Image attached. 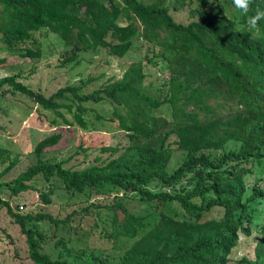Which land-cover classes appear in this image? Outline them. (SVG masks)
Masks as SVG:
<instances>
[{
    "label": "trees",
    "instance_id": "1",
    "mask_svg": "<svg viewBox=\"0 0 264 264\" xmlns=\"http://www.w3.org/2000/svg\"><path fill=\"white\" fill-rule=\"evenodd\" d=\"M172 2L175 9L190 4L192 20L177 21L166 0H0V33L9 47L46 27L70 45L63 64L100 49L124 57L136 40L148 51L122 77L90 92L85 87L91 77L50 96L22 82L17 73L0 77V94L8 85L62 117L61 108L73 106L60 100L72 96L75 120L82 126L85 103L108 99L122 109L113 115L128 139L124 146L102 147L110 151L107 159L97 157L95 164L72 169L63 160L44 159L46 149L63 137L52 133L36 144L38 161L5 184L16 195L31 189L30 182L41 176L50 184L41 197L50 203L53 179L59 177L69 193L86 199L81 211L93 218L94 233L100 230L109 241L135 239L117 255H107L74 252L58 238L55 246L63 250L53 258L42 251L49 235L37 222L59 226L71 216L22 214L0 196L25 234L35 264H231L234 259L264 264V19L256 29L247 23L258 8L264 10V0H252L248 14L241 13L239 20L226 12L221 0ZM122 17L128 23L122 24ZM41 55L40 48L23 53ZM5 62L1 57L0 67ZM145 62L168 74L158 96L145 88ZM162 108L169 116L159 114ZM175 150L182 159L172 166ZM18 160L0 146V164L9 163L11 169ZM99 196L105 197L103 203ZM216 209L218 217L204 218ZM254 234V256L234 258L241 237Z\"/></svg>",
    "mask_w": 264,
    "mask_h": 264
},
{
    "label": "rangeland",
    "instance_id": "2",
    "mask_svg": "<svg viewBox=\"0 0 264 264\" xmlns=\"http://www.w3.org/2000/svg\"><path fill=\"white\" fill-rule=\"evenodd\" d=\"M147 3L156 0H144ZM230 16L240 19L241 13L233 5V0H221ZM172 0H166L175 19L188 23L192 20L189 15L190 4L185 8L175 7ZM194 3L192 6H195ZM3 7L0 6V17ZM122 24L128 23L121 18ZM242 28V26H240ZM38 43L39 45L35 44ZM27 48H40L41 57H24ZM70 45L57 33L43 27L32 31V38L23 43L9 47L0 33V58L6 62L0 67V77L9 74H19L20 80L35 90H40L46 96L69 84L78 85L92 78L85 90L90 92L99 88L111 79L122 77L126 68L134 61L143 59L148 54L147 47L142 46L141 40H136L133 48L124 57L110 54L108 49L80 53L79 62L63 64V58L69 53ZM147 77L145 88L153 96L161 94L163 80L168 76L162 74L158 67L145 62ZM70 95V94H69ZM72 96L60 100L72 104V109L61 108L64 117L59 116L53 109L42 107L27 94L13 92L10 86H4L0 94V146L11 151L12 157H19L18 162L7 169L9 163L0 164V196L10 202L14 211L22 214L36 215L38 213L52 214L58 219L71 216L66 224L56 226L49 220L37 222L40 230L49 237L43 242L42 251L57 258L61 249L55 246V240L63 238L74 252L83 250L97 251L100 254L117 255L135 239L122 238L109 241L104 239L100 230L93 232V218L85 216L81 211L87 201L78 194L69 193L59 177H54V191L50 193V203L41 197L43 191L48 192L50 184L41 176L36 177L30 184L31 189L14 195L5 184L12 183L18 175L30 165L38 161L34 153L36 144L52 133H62L61 141L46 149L44 159L65 161V166L72 169L84 168L95 164L96 158L107 159L110 151H102L104 146H124L127 143L126 132L121 130L119 122L113 115L114 110L122 109L112 101L105 99L99 103H85L87 110L82 114L86 125L82 126L75 120L76 103ZM168 109H161L159 114L169 116ZM235 145L229 143V146ZM172 166H177L182 159L180 150H175ZM101 161H98V163ZM264 180V172L261 173ZM105 197L98 199L103 203ZM93 201L97 202L96 198ZM20 206H23L21 208ZM262 206V205H260ZM81 211L82 213L80 214ZM84 214V215H83ZM219 210L205 213L204 218L218 217ZM87 220V222H86ZM256 234L251 237H241L240 244L234 248V258L243 255L254 256ZM54 237V238H53ZM65 258L73 261V256L65 254ZM237 259L231 264H239ZM0 264H35L29 255V246L19 224L15 223L9 214L7 206L0 202ZM74 264V263H73Z\"/></svg>",
    "mask_w": 264,
    "mask_h": 264
},
{
    "label": "clouds",
    "instance_id": "3",
    "mask_svg": "<svg viewBox=\"0 0 264 264\" xmlns=\"http://www.w3.org/2000/svg\"><path fill=\"white\" fill-rule=\"evenodd\" d=\"M252 0H233V5L240 13L247 15L250 10ZM264 19V10L257 9L254 16L247 21L250 29H256L260 20Z\"/></svg>",
    "mask_w": 264,
    "mask_h": 264
},
{
    "label": "built area",
    "instance_id": "4",
    "mask_svg": "<svg viewBox=\"0 0 264 264\" xmlns=\"http://www.w3.org/2000/svg\"><path fill=\"white\" fill-rule=\"evenodd\" d=\"M21 208H23V206H20Z\"/></svg>",
    "mask_w": 264,
    "mask_h": 264
}]
</instances>
